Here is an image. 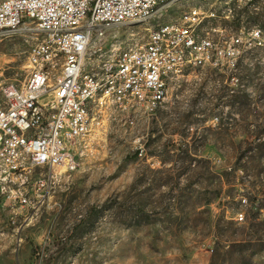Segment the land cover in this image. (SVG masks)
<instances>
[{
	"label": "rangeland",
	"instance_id": "obj_1",
	"mask_svg": "<svg viewBox=\"0 0 264 264\" xmlns=\"http://www.w3.org/2000/svg\"><path fill=\"white\" fill-rule=\"evenodd\" d=\"M240 2L179 0L119 32L203 8L198 44L220 26L264 36V0ZM37 41L0 34V82L24 79ZM88 144L26 228L0 203V264H264V41L232 69H185L154 116L108 122Z\"/></svg>",
	"mask_w": 264,
	"mask_h": 264
},
{
	"label": "built area",
	"instance_id": "obj_2",
	"mask_svg": "<svg viewBox=\"0 0 264 264\" xmlns=\"http://www.w3.org/2000/svg\"><path fill=\"white\" fill-rule=\"evenodd\" d=\"M95 9H102L101 18H91ZM163 9L155 0H0V34L25 29L38 40L24 79L0 82V203L18 230L50 206L63 169L79 166L88 141L106 123L120 119L136 126L162 106L168 79L191 67L232 69L250 42L264 41L256 31L227 35L220 26L188 50L193 23L206 14L187 8L183 21L173 20L160 35L141 34L134 53H116L130 34L121 36L119 29L135 17L154 20ZM72 10H85V17H72ZM92 64H99V76H91ZM102 82H109L108 105L98 112L90 95ZM74 121H81L79 133H72ZM144 154L140 145L138 155ZM235 219L245 221V212L239 209Z\"/></svg>",
	"mask_w": 264,
	"mask_h": 264
},
{
	"label": "bare ground",
	"instance_id": "obj_3",
	"mask_svg": "<svg viewBox=\"0 0 264 264\" xmlns=\"http://www.w3.org/2000/svg\"><path fill=\"white\" fill-rule=\"evenodd\" d=\"M105 0H94V3H103ZM179 0H155L156 8H167L175 5ZM253 1V0H248ZM167 7V8H166ZM161 13L156 16L154 20H158ZM209 16L215 17L216 14L212 12ZM72 17H85V10H72ZM102 17V9H95L91 11V18H101ZM204 18H202L203 21ZM152 20L150 17H135V20L131 22L132 24H148ZM174 21H183V12L178 19ZM202 21H198V23H193V32H191L190 43H188V50H195V46L199 45L198 34L196 32L197 27L202 23ZM173 23V20L162 22L156 21L154 25L147 28V35H160L164 32L166 27H169ZM138 28V27H137ZM136 31V30H135ZM140 31V30H139ZM141 34L140 32L130 31L128 45H116V53L123 54H132L134 53L135 48L138 46V40H140ZM261 44V43H260ZM106 58H113V51H106ZM91 76H99V64L91 65ZM172 79H168V87L169 83ZM109 91V82H102L100 86H95L90 95V104H96L99 110H101L106 104H108V96H104L105 93ZM79 129H81V121H74L72 123V133H79ZM72 168H75L73 166ZM71 168H64V170ZM55 193V192H54ZM39 212H37V215Z\"/></svg>",
	"mask_w": 264,
	"mask_h": 264
},
{
	"label": "trees",
	"instance_id": "obj_4",
	"mask_svg": "<svg viewBox=\"0 0 264 264\" xmlns=\"http://www.w3.org/2000/svg\"><path fill=\"white\" fill-rule=\"evenodd\" d=\"M233 91V90H232ZM229 96V95H228Z\"/></svg>",
	"mask_w": 264,
	"mask_h": 264
}]
</instances>
